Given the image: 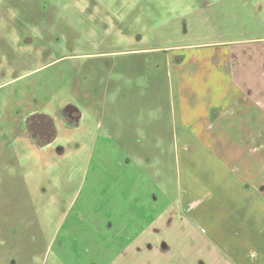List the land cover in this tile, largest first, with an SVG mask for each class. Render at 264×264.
<instances>
[{
    "label": "rangeland",
    "instance_id": "rangeland-1",
    "mask_svg": "<svg viewBox=\"0 0 264 264\" xmlns=\"http://www.w3.org/2000/svg\"><path fill=\"white\" fill-rule=\"evenodd\" d=\"M257 37L264 0H0V264L217 259L210 221L184 213L207 149L174 109V68ZM67 102L83 119L62 153L13 134Z\"/></svg>",
    "mask_w": 264,
    "mask_h": 264
},
{
    "label": "crops",
    "instance_id": "crops-1",
    "mask_svg": "<svg viewBox=\"0 0 264 264\" xmlns=\"http://www.w3.org/2000/svg\"><path fill=\"white\" fill-rule=\"evenodd\" d=\"M187 52L174 68V109L185 134L207 149L198 176L209 187L196 191L184 213L210 221L208 244L218 257L209 264H264V37L213 41ZM181 150L187 157L188 147Z\"/></svg>",
    "mask_w": 264,
    "mask_h": 264
},
{
    "label": "flooded vegetation",
    "instance_id": "flooded-vegetation-1",
    "mask_svg": "<svg viewBox=\"0 0 264 264\" xmlns=\"http://www.w3.org/2000/svg\"><path fill=\"white\" fill-rule=\"evenodd\" d=\"M82 119L83 113L80 107L67 102L47 115L37 112L29 113L19 119L15 126L12 123L11 130L16 136L27 135V140L39 149H55V152L62 153L65 137L79 128Z\"/></svg>",
    "mask_w": 264,
    "mask_h": 264
}]
</instances>
